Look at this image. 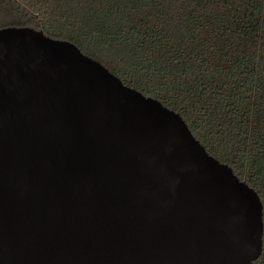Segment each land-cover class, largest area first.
Listing matches in <instances>:
<instances>
[{
    "label": "water",
    "instance_id": "obj_1",
    "mask_svg": "<svg viewBox=\"0 0 264 264\" xmlns=\"http://www.w3.org/2000/svg\"><path fill=\"white\" fill-rule=\"evenodd\" d=\"M257 192L179 113L73 43L0 29V264H252Z\"/></svg>",
    "mask_w": 264,
    "mask_h": 264
},
{
    "label": "trees",
    "instance_id": "obj_2",
    "mask_svg": "<svg viewBox=\"0 0 264 264\" xmlns=\"http://www.w3.org/2000/svg\"><path fill=\"white\" fill-rule=\"evenodd\" d=\"M73 43L177 112L262 204L264 0H0V29Z\"/></svg>",
    "mask_w": 264,
    "mask_h": 264
}]
</instances>
